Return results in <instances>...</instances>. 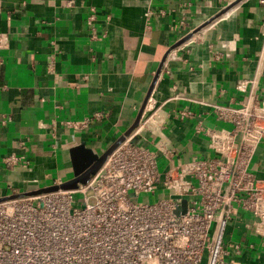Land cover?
I'll use <instances>...</instances> for the list:
<instances>
[{
	"label": "crops",
	"instance_id": "1",
	"mask_svg": "<svg viewBox=\"0 0 264 264\" xmlns=\"http://www.w3.org/2000/svg\"><path fill=\"white\" fill-rule=\"evenodd\" d=\"M90 8L97 39L86 25ZM263 19L260 0H0V31L9 37L0 52V196L69 179L74 145L105 151L133 123L160 65L147 112L163 118L162 137L175 156L208 155L196 119L181 120L178 111L193 110L206 127H230L211 104L235 105L237 81L264 67ZM258 85L264 89V79ZM94 112L105 116L87 129L59 123ZM150 130L131 132L133 140L154 148ZM10 154L21 162L3 164ZM250 169L264 176V142ZM226 238L254 245L235 257L238 264H264V240L242 224L228 226Z\"/></svg>",
	"mask_w": 264,
	"mask_h": 264
},
{
	"label": "built area",
	"instance_id": "2",
	"mask_svg": "<svg viewBox=\"0 0 264 264\" xmlns=\"http://www.w3.org/2000/svg\"><path fill=\"white\" fill-rule=\"evenodd\" d=\"M95 19L96 10L90 8V39L98 38ZM261 37L264 45V19ZM8 47L9 37L0 31V52ZM259 79H264V67L255 77L237 81L242 96L235 105L211 104L212 115L229 128L206 127L200 114L178 111L181 120L196 119L194 132L208 141L206 156H175L162 137L163 118L152 107L147 112L148 97L132 133L151 126L158 137L154 148L135 142L131 133L76 189L10 197L18 193L12 190L0 196V264H238L235 257L254 245L228 240V226L242 224L248 234L264 240V176L250 169L264 142ZM104 116L94 112L59 123L81 130ZM160 158L165 160L161 168ZM20 162L14 154L2 158L8 166ZM157 190L154 202L138 201L141 193ZM183 201L186 208L177 213Z\"/></svg>",
	"mask_w": 264,
	"mask_h": 264
},
{
	"label": "water",
	"instance_id": "3",
	"mask_svg": "<svg viewBox=\"0 0 264 264\" xmlns=\"http://www.w3.org/2000/svg\"><path fill=\"white\" fill-rule=\"evenodd\" d=\"M231 6H232V4H230L228 7L223 9L219 14L225 12ZM200 28L201 27H199L195 31H193L191 33H188L187 35L182 37L171 48H174V47L182 44L194 32H196ZM160 67H161V65H160ZM160 67H159L157 73L154 76V79H153V82H152V84H151V86L149 88V91H148V93H147L142 105L140 106L139 111H138L133 123L123 133V135H121L120 137H118V139H116V141H114V143L112 145H110L102 153L93 152L92 149L89 148V147H86L83 142L70 147L69 155H70L71 164H72V176L69 179H66V180L62 181L59 184L39 186V187H36V188H34L32 190H29V191H24V190L22 191V189H20V192H18L15 195H11L10 197L19 196V195L24 194V193H26V194H38V193H41V192H49V191L57 190L58 188H60V189H76L79 184L86 183L89 180V178L91 177V175H93L101 167V165L106 160V157L108 156V154H110V152L115 147H117L125 139V137L129 136L130 133L138 126L140 118H141V115H142V112H143L144 107L146 105L147 99L150 96V92H151L153 83L155 82V80L157 78V75L159 73Z\"/></svg>",
	"mask_w": 264,
	"mask_h": 264
},
{
	"label": "rangeland",
	"instance_id": "4",
	"mask_svg": "<svg viewBox=\"0 0 264 264\" xmlns=\"http://www.w3.org/2000/svg\"><path fill=\"white\" fill-rule=\"evenodd\" d=\"M161 161H162V160L159 159V167H160V168L162 167V162H161ZM159 194H160V191H159V190H157V191L155 192V194L141 193V194L138 196V201H149V202H154V201L158 198ZM74 198L79 199V198H80V197H79V194H78V193L74 194ZM185 208H186V203H185V201H183L182 204H181V206H180V208H179L178 211H176V212H177V213H181V212H183V211L185 210Z\"/></svg>",
	"mask_w": 264,
	"mask_h": 264
}]
</instances>
